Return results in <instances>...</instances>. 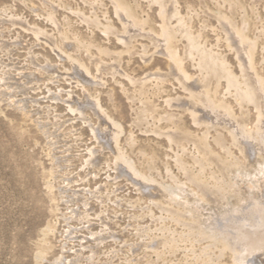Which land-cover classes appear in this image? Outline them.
I'll return each instance as SVG.
<instances>
[{"label": "rangeland", "instance_id": "obj_1", "mask_svg": "<svg viewBox=\"0 0 264 264\" xmlns=\"http://www.w3.org/2000/svg\"><path fill=\"white\" fill-rule=\"evenodd\" d=\"M127 1L133 4L138 16L141 15L143 19L148 17L149 26L159 28L156 5L149 3V0ZM177 1L178 17L189 18L187 27H191L194 36H200L199 41L207 50L210 48L212 53L223 56L236 73L235 56L224 44L218 21L226 23L219 19L221 16L216 9L222 10L221 13L228 12L223 0ZM241 2L243 6L234 11L233 22L238 26L246 17L251 21L248 35L258 37L254 60L262 76L264 0ZM109 3L108 0H0V264H34L36 245L43 240L48 224L51 226L46 234L49 249L40 264H179L186 254L181 248L174 255L164 256L165 259L159 256L160 242L172 237L198 240L194 254L187 257L193 264H231L234 254H223L218 243L208 238L210 230L206 228V223L212 219L223 223L224 210L233 211L237 206H245L244 201L217 193L216 197L221 198L223 204L205 205L204 209L213 208L200 211L203 214L201 222L187 219L189 215L182 212L180 214L183 216L169 219L167 212L158 208L181 210L188 207L187 199L206 204L198 189L178 173L174 163L176 156H181L182 149L187 155L185 161L191 166L189 156L196 153L194 147L182 140L170 143L171 133L184 137L188 135V140H197L202 137L207 125L208 140H211L208 142L217 156L223 154L226 158L225 153L228 152L229 158L235 159L239 153L231 145L227 131L220 128L217 131L223 137L224 147L220 148L212 142L216 134L211 128L214 127L212 123H192L191 110H186L187 106L182 105L193 101L179 81L168 74L170 72L162 48L156 47L149 37L160 38L146 27L145 30L132 28L129 32L132 38L124 40L123 35L125 38L128 36L123 34L124 27L114 16ZM174 21L171 20L170 26L176 25ZM104 26L110 27L109 33L104 32ZM65 34L70 37L66 39L67 43L61 39ZM73 38H78L83 44L89 43L91 60L98 61L91 64L83 50H79V53L75 49H66L65 52L70 53L63 54L57 49L61 40L65 44H74ZM176 45L177 52L182 56L184 40H176ZM95 48L109 51L107 53L111 56L103 55L99 59ZM67 55L82 59L89 71L83 76L87 77V81L89 79L90 87L71 77L74 70ZM195 64L191 60L183 62L186 74L190 76L187 84L199 82ZM144 79L146 83H142ZM16 84L21 87L17 85L16 88ZM141 92H145L144 98H147L142 102L148 103L152 112H149L148 120L144 119L145 123L138 127L135 120L136 113L142 107L137 100ZM224 92V87L219 88L217 97L225 99L232 106L235 117L239 118L237 102ZM83 101L97 102L96 114L90 110L82 113L76 111V103ZM198 106L196 108L202 109ZM248 112L247 128L251 129L255 112L251 108ZM194 114L196 117L201 115L200 111ZM107 115L117 124L107 119ZM101 128L100 133H112L120 128L118 148L130 157L129 164L141 163V156L138 155L141 149L151 152L156 166L152 173L157 183L146 184V181L136 178L138 174L127 179L120 177L114 165V147L112 150L103 148L95 138V132L98 133ZM179 144L184 147L181 148ZM261 170L264 171V163L257 164L249 171L233 170L231 189L240 190L232 184L238 182V186L245 191L246 199H250V185L256 181L264 182ZM167 173L173 179L168 178ZM167 185L172 189L164 191L163 187ZM210 198L214 199L213 196ZM228 215L238 214L228 212Z\"/></svg>", "mask_w": 264, "mask_h": 264}, {"label": "bare ground", "instance_id": "obj_2", "mask_svg": "<svg viewBox=\"0 0 264 264\" xmlns=\"http://www.w3.org/2000/svg\"><path fill=\"white\" fill-rule=\"evenodd\" d=\"M47 1H49V0H47ZM108 1L110 2L109 4L112 5V10H113L114 16L115 17L117 16V18L120 20L121 24L124 27V29H123L124 33L123 34H126L128 36L127 38H125L124 35L122 34L124 40L127 41V39L132 38V36L129 35V32L131 31L132 28H135L137 30H145L146 27L150 29V33H154L155 35H157L160 38V40H159V39H155V37L154 38L149 37L150 40L153 41V43L156 47L159 46V48L160 47L162 48L161 51L163 52V55H165V57L167 59V65H168V69L170 72L168 74L170 76H174L175 80L179 81V84L181 85L183 90L188 91L187 95L189 94V98L193 101V103H191V102L189 104L184 103L182 106H187L186 110H191L190 116L192 118V123H194V125L195 124L197 125L201 122L202 123L207 122L208 124H209V122L212 123L214 125V127H211V128H213V130H214L213 132L216 133V134H214L212 142L220 148L224 147L223 137H222V134L217 133V131L219 130V128L223 131L224 130L227 131L226 133H228V135L230 137L231 145L237 149V151L239 153L238 158H240V160H241V161L238 160V158H235V159H232L231 157L229 158L230 155L228 152L225 153L228 156L226 158L223 157V154H219V156H217L218 154H216L214 152L213 148L211 147V144L208 142L211 140H208L209 128L207 127V125L204 127L205 132L203 133L202 137L197 139V140H192V139L188 140L187 134H186L187 137L186 136L184 137L181 135H172L173 133H171L170 134L171 140H169L170 143L180 142L182 140L186 144H188V143L192 144L193 145V146L191 145L192 148L194 147V150L196 153L194 155H192V153H191L190 155H192V156L191 157L189 156V158L192 161L191 166H189L188 163L185 161L184 157H186L187 155L185 152H184L185 154L183 153L182 149H181V153H180L181 156H176L175 154H173L176 156V160L174 163H176L175 165L177 167L178 173H180V175H182L186 180H188L190 182V184L194 186V188L196 187L198 189V191L202 195L203 200L205 201L206 204H202L198 200L192 199L193 200L192 201V200L187 199V204H188L187 206L188 207L187 208L185 207L184 209L182 207L181 210H179V209L178 210L177 209L176 210L161 209L158 207L157 208L160 209L162 212H167V217L169 219L183 216L182 214H180L182 212V213L189 215V217H187V219H190V220L194 219V221H196V222H199V221L201 222V217L203 214L200 211L211 210V208H213V207H210L209 209H204L205 205L207 206V204L209 205L211 203H216V205H219V204L222 205L223 204V200L221 198L216 197L217 193H221L223 195V197H228V196L232 195L233 197H235L237 199L240 198L242 201L245 202V206H241V207L237 206L236 209L233 211L225 209L224 213L226 215H222V218H221L223 223L218 222V220H216V219H212L211 215L209 216L212 219V221L210 223H206L207 224L206 228L210 230V234H209L210 237L208 236V238L215 240L218 243L217 246L219 248H221V252L223 254H225V252H231L234 254V258H233L231 264H264V192H263L264 191V182L256 181L255 184L252 183L253 185H250V188H251L250 189L251 191L249 192V194H251L250 199L249 198L246 199V197L244 196L245 191L243 192L242 188L238 186V182L234 181V183H232L234 185H237V187L240 189L238 191H234L233 189H231V183H230V180H231L230 176H232L231 172L233 170L239 169V170L249 171V169L253 170V168L257 164H263L264 163V75L261 76L259 74V68H256V63L254 60V53H255L256 45L258 44V37L255 36L256 38H254V36L253 37L251 36L252 37L251 38L250 35H248V32H250V28H251V21L249 20L248 17H246V18H244V20L242 22L239 23L238 26H237V23L233 22L232 16L234 15V11L237 9H240V7L243 6L241 0H223L222 3L225 4L226 7L228 8V10H225V11H228V12L221 13L222 10H220L219 8H216V9H218V12L220 13L219 16H221L219 19H221V21L224 20L226 22V23H221L220 20H218L219 24H221L220 29H221V32H223L222 39L224 41V44H225L226 48L229 49L230 51H232L233 52L232 54H234V56H235L236 64L238 67V69H237L238 71L236 72L237 74L232 71V69L226 63L223 56L219 55V53L218 54L217 53L214 54V52L212 53V51L209 50L210 48L207 50L206 47L204 46V44H202L199 41L200 36L199 35L194 36V34L190 31L191 27H187L189 18L186 20L185 18H183L184 16L178 17L179 10L177 8V3H178L177 0H149V3L156 5L157 9H158V17H159V21H160L158 29L153 28L151 25L149 26V22L147 19L148 17L143 19L141 17V15L138 16L134 10V7L132 6L133 4L130 5V3L127 0H108ZM99 3L100 2H98V4ZM91 4H93V3H91ZM57 6H58V4H57ZM222 6L223 5L221 4V9H222ZM45 7H46V5H45ZM90 7H91V5H90ZM137 7H136V9H138ZM50 8H52V7H50ZM55 9H56V7H55ZM55 9H54V11H55ZM47 11H49V10H47ZM51 11H52V9H51ZM90 16H92V15H90ZM52 18L50 19L51 21H52ZM172 19L175 20L174 23L176 22V25H174V27L170 26ZM67 22H68V20H67ZM95 22H94V24H95ZM14 24H16V22ZM21 24L23 25V23H21ZM242 25H243V27H241ZM109 26H111V25H109ZM109 26H106V27L104 26V32L106 34L110 32ZM55 27H56V25H55ZM33 30L35 31V29H33ZM157 31H160L159 32L160 34H157ZM245 31L247 33H245ZM136 33H138V32L136 31ZM113 34H115V33H113ZM221 34H219V35H221ZM108 35H110V34H108ZM131 35H133V34H131ZM136 35H138V34H136ZM136 35H134V36H136ZM140 35H142V34H140ZM63 36H64L63 38L60 37L62 40H66V39L70 38L67 34H65ZM147 36H148V34H147ZM39 37H40V35H39ZM46 37H47V35H46ZM146 37H144V38H146ZM37 38H38V36H37ZM115 38H116V36H115ZM136 39H137V37H136ZM62 40L61 41L59 40L60 42L57 45V49L59 51L63 52V54H66L68 52L70 53V51L65 52L66 49L67 50L68 49H75L76 51L83 50L82 52L87 55V57H88L87 59L89 60V62L91 64H94V62L98 61V60L97 61L91 60L92 53H91V45L89 43L83 44V42H80L78 40V38L72 39L74 41V44H65L62 42ZM176 40H179L180 42H181V40H184L185 46H184V52H183L182 56L176 50L177 49ZM64 42L67 43V40ZM97 48H99V47H97ZM96 50H97V55L99 56V59H102L101 56H103V55L107 56V57L111 56L107 53L109 51L106 52V51H103L100 49H96ZM53 51H54V48H53ZM158 51H159V49H158ZM79 53H80V51H79ZM263 53L264 52H262V54ZM75 54H77V53H75ZM93 56H95V55H93ZM66 57L71 63V66H72L71 68L74 70L73 71L74 76H71V77H75V79H78L81 83L86 84V86H88V84H89V87H90L91 84L88 82L89 79L87 81V79H86L87 77L84 78L85 76H83L84 74H86V75L89 74V71H88L87 66H85V64L82 62V59L79 56L72 57L70 55H67ZM184 60H191L192 62L196 63L195 66H196L197 72L200 76V79L198 80L199 82L196 81L192 84L186 83V81L188 79H190L189 78L190 76H188L186 74L185 67L183 65ZM262 60L264 61V58ZM116 62H117V60H116ZM74 63L77 64V66H75ZM48 66H50V65H48ZM45 68L47 69L46 66H45ZM113 68H115V66ZM79 69H82V70H79ZM115 69H113V70H115ZM95 70L98 71L99 69L96 68V66H95ZM103 70L104 69L102 68L101 71H103ZM67 74L69 75V73H67ZM108 74H109V72H108ZM110 75H112L111 72H110ZM7 78H9V77L7 76ZM7 78H5V79H7ZM9 79L11 80V78H9ZM71 79H73V78H71ZM155 80L158 81V79H155ZM143 81H144V83H146L145 81H147V80H145V79L142 80V83H143ZM160 81H162V80H160ZM4 82H5V80H4ZM76 82H78V81H76ZM97 84H98V82H97ZM10 85H11V83H10ZM17 85L18 84H16V86ZM18 86H20V85H18ZM18 86L16 88H18ZM222 87L225 88L224 95L232 97L234 99V101L237 102L236 104L239 108V113H240V115H237V116H239V118L235 117V115L231 109L232 106L230 107L225 99L217 97L219 88H222ZM135 91H136V89H135ZM153 91H154V89H153ZM194 91H196V92L193 93ZM13 92H16V91H13ZM136 93H138V92H136ZM126 94H127V92H126ZM154 94H155V92H154ZM136 96H138V95H136ZM144 97H146L145 92H141V93H139V96L137 99L139 101V103H141V106H142L141 108H139V111L136 113L137 117H136L135 121H138V122H137V124L136 123L135 124L138 127L145 123L146 118L149 117L148 114L150 115L149 112H152V110L149 108L150 105H147L148 103L145 104L144 103L145 101L142 102L143 100H147V98H144ZM95 98H96V96H95ZM176 100H178V99H176ZM198 105L200 107H202L203 110L200 108H199L200 110L198 108H196V106H198ZM169 106H168V108H169ZM96 107H97V102L83 101L81 104L76 103V111L78 110L80 113L84 112L85 110H90L94 114H96V110H97ZM250 108L252 110H254L255 118H253V120H252V123H253L252 128L248 129L247 125L249 123V119L247 117L249 116L248 115L249 114L248 109H250ZM196 111L197 112L200 111V113H201L200 117L195 116L194 112H196ZM102 113H104V112H102ZM98 114H99V112H98ZM106 117L112 123L115 122V124H117L116 121H114L113 118H111L110 116L107 115ZM147 120H148V118H147ZM107 122L108 121H106V123ZM177 123H178V121H177ZM173 124L174 123L172 122V125ZM203 124H206V123H203ZM145 126L146 125H144V127ZM152 127H153V125H152ZM174 129H172V130H174ZM90 130H91V128H90ZM101 130H102V128L99 130L98 133L95 132V134H96L95 138L97 139L98 144H100V146L103 148H107V149L112 150V147H114V149H115V157H114L115 162L114 161L113 162H114V165H115L116 170H117L116 172L119 173L118 175H120V177L121 176L124 178L126 177V179H127L129 177L130 178L136 177L134 174H138V176L136 178L143 180V181H146V184H148L147 182H151V183L153 182L154 183L157 181V179L153 175L154 173H152V171H154L156 169V166H155V158L151 152H148L146 149H141L139 151V154H138L141 156V159H142L141 163L139 162L141 160L140 159L138 161L139 164L137 163L138 165L136 163H133V162H132V164H129L130 157L127 156L123 152V150L121 151L118 148V134H119L120 128L113 130L112 133H110V132H101L100 133ZM93 133H94V131H93ZM129 145H132V144H128V146ZM179 145L181 148L184 147L183 144H179ZM179 145H177V146H179ZM188 145H187V147H188ZM189 153H188V155H189ZM219 163H220V165H219ZM237 164H239V165H237ZM165 170H166V167H165ZM262 173L264 174V171H262ZM239 176H241V178H242V175H239ZM167 177L173 179V177L169 176L168 173H167ZM235 179H236V177H235ZM128 181H129V179H128ZM187 182H186V184H187ZM248 182H249V180H248ZM130 183H132V181ZM182 183H183V181H182ZM180 184L181 183H179V185ZM190 184H188V185H190ZM159 185L162 186V184H159ZM184 185H185V183H184ZM243 185H244V183H243ZM171 189H172V187L169 185H167L166 187H163L164 191H166V190L169 191ZM144 193H148V191L144 192ZM142 194H143V192H142ZM96 195L99 196L98 194H96ZM211 196H213L214 199L210 198ZM74 198H76V197H74ZM155 199H156V197H155ZM98 200H99V198H98ZM171 203H170V205H171ZM174 203L177 204V202H174ZM83 206L85 207V205H83ZM179 208H180V206H179ZM228 212L236 213L238 215L237 216H231V215H228ZM81 214H83V213H81ZM207 221H209V219ZM50 228H51V226L48 224L46 227V231H44V233H43V240L38 242V244L36 245L35 254H34V264H40L41 261L45 260V255H47V251L49 249L46 246V234L50 231ZM227 235H229V236H227ZM196 242H198V240L182 239V238L179 239V238H173V237L169 238V239L165 238L164 240H162L160 242L161 243V252H160L159 256L162 259L163 258L165 259L164 256L174 255L181 248L183 250V252L186 253L183 257L182 262L184 261V264H193V261L188 260L187 257L194 254V251H195L194 246H195ZM96 243H97V240H96ZM155 247H156V245H155ZM197 260H199V259L197 258ZM182 262H180L179 264H181ZM57 263L58 262H54V264H57ZM195 264H198V263H195Z\"/></svg>", "mask_w": 264, "mask_h": 264}]
</instances>
